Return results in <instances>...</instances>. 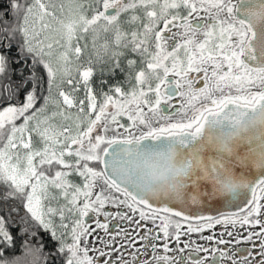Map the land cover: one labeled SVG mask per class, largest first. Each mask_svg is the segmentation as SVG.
<instances>
[{"label":"snow or ice","instance_id":"1","mask_svg":"<svg viewBox=\"0 0 264 264\" xmlns=\"http://www.w3.org/2000/svg\"><path fill=\"white\" fill-rule=\"evenodd\" d=\"M0 264H264V0H0Z\"/></svg>","mask_w":264,"mask_h":264}]
</instances>
